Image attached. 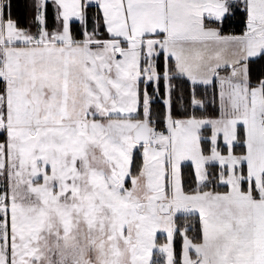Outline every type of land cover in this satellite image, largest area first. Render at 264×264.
Segmentation results:
<instances>
[{
  "label": "snow or ice",
  "instance_id": "6c2138e0",
  "mask_svg": "<svg viewBox=\"0 0 264 264\" xmlns=\"http://www.w3.org/2000/svg\"><path fill=\"white\" fill-rule=\"evenodd\" d=\"M0 264H264V0H0Z\"/></svg>",
  "mask_w": 264,
  "mask_h": 264
}]
</instances>
